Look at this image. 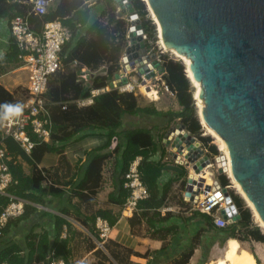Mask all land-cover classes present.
I'll list each match as a JSON object with an SVG mask.
<instances>
[{
  "label": "trees",
  "instance_id": "trees-1",
  "mask_svg": "<svg viewBox=\"0 0 264 264\" xmlns=\"http://www.w3.org/2000/svg\"><path fill=\"white\" fill-rule=\"evenodd\" d=\"M66 2L69 4V14L72 10H76L72 15H69L68 19L61 21L71 31V38L62 48L63 53L70 48L72 40L76 36L78 25H84L89 16L88 9L77 10L80 0H66ZM128 2L138 15L143 34L146 37L145 47L147 48L149 47V39H155V26L147 17L144 0H128ZM31 7V4L0 0V18H6L10 21L13 17L30 11ZM57 16V11L50 10L42 16L32 15L30 16L31 27L39 32L44 21L53 20ZM128 25L129 22L124 17L117 18L114 9L109 8L106 23L99 21L92 23L86 31V35L78 38L67 56L64 57L66 63L70 64L74 59H77L92 67H96L104 59L111 63L104 74L89 75V82H86L79 78L80 73L78 74L75 70L64 71L62 68L49 78L46 92L43 95L44 109L50 122L49 140L47 142L30 132L31 140L35 145L27 154L11 136H3L0 129V143L3 142L9 147L14 146V149L26 158L32 166L31 175L27 176L18 165L9 163V170L17 182L7 188V193L27 202L43 204L46 197L63 194L64 191L61 186L69 184L72 196L78 199V206L72 205L77 213L76 220L91 232L94 229L96 217L107 219L109 224L113 225L116 217L111 216L109 212L98 210L95 214L86 217L79 215V208L82 203H90L99 189L102 179V166L107 157L103 151L106 148L109 149L110 143L116 140L113 152L109 150L118 159L116 169L113 172L116 177L113 191L109 194V201L122 206L126 202L129 192L123 187L124 174L131 162L136 157H140L138 164L140 178L149 195L137 202V210L128 219L131 232L136 234V230L144 226L149 230L152 237L163 241L170 237L176 241L177 236L185 228L182 229L179 224L170 221L173 216L171 211H166L164 215L161 214V208L167 204L174 183L172 178L163 184L161 183L164 174L163 165L160 161L154 160L157 152L162 154L164 152L163 146L160 145L162 135L155 139L151 128H124L122 125L123 117L124 115L155 117L160 120L163 119L167 125L179 119L185 130L197 137L212 155L218 154V151L215 145L209 144L211 138L201 134V125L194 107L193 88L185 66L182 64V59H179L181 63L178 60L166 58L165 55H160L161 65L164 69L162 78L169 90L174 92L175 100L180 107L177 111H163L153 105H140L138 95L131 91H119L115 88L101 91L112 80L114 72L116 73L120 68L118 60L120 50L126 43ZM20 54L15 38L10 35L9 49L2 59L3 62L20 66L22 64L21 59H19ZM92 90H100L98 94L92 97V103L78 106L77 101L90 97ZM25 97L26 91L24 98L20 99L15 96V93L6 91L0 85V105L15 106ZM4 112L5 109L0 107V117ZM86 131L104 134L106 142L92 150L85 151L86 159L83 163L79 161L73 166L69 163V173L61 174V166L68 165L63 153V144L75 140ZM48 152H56L59 155L57 166L39 168L37 164L42 156ZM73 169L74 171H71ZM68 175L69 181H65L64 177ZM175 176L174 178L178 180L183 178L185 173L184 171L177 172ZM217 181L221 186L229 184V180L224 174L218 175ZM181 183L182 186L185 185L184 181ZM161 185L162 187H160ZM231 197L239 209L240 217L223 228L214 226L210 216L197 210L190 211L189 216L186 217L177 214L184 224L193 220H201L203 225L189 238V243L183 247L184 251L181 256L171 264H189L194 249L201 245L200 236H203L205 230L212 232V236L220 238L221 242L234 239L239 243V241L249 239L264 244V234L254 225L249 208L243 207L241 198L232 195ZM180 202L184 204L182 200ZM7 203L8 197L0 195V212ZM34 212L35 208L30 203H25L23 213L7 221L0 234V263L49 264L53 258H65L68 241L60 236L63 226L67 227L68 222L61 216H53L52 218L54 219L52 235L46 229H41L38 232L31 229L24 237V244L12 240V233L17 231L20 223L28 220ZM64 212L65 215H68V211ZM96 238L98 239L97 236ZM165 246L166 243H163L161 250L165 249ZM103 247L105 251L102 249L95 251L96 261L92 263L82 262L81 264H136L130 261V257L140 255L110 239L103 243ZM52 250H54V255L50 257ZM250 254L259 263L252 251ZM204 258L202 257V264L207 262Z\"/></svg>",
  "mask_w": 264,
  "mask_h": 264
},
{
  "label": "water",
  "instance_id": "water-1",
  "mask_svg": "<svg viewBox=\"0 0 264 264\" xmlns=\"http://www.w3.org/2000/svg\"><path fill=\"white\" fill-rule=\"evenodd\" d=\"M144 2L160 23L165 45L191 59L193 76L202 87L204 118L225 140L234 178L264 221V0ZM126 7L129 42L122 61L138 66V73L147 78L154 75V67L162 73L155 53L141 54L145 35L131 4ZM126 82L122 78L109 85L113 88ZM175 128L183 130L184 126L171 127L164 139ZM187 139L194 140L190 135ZM190 158L194 161L197 156ZM216 160L219 172L227 171L226 161L221 156ZM198 164L201 169L208 161ZM163 169L182 172L172 165Z\"/></svg>",
  "mask_w": 264,
  "mask_h": 264
},
{
  "label": "built area",
  "instance_id": "built-area-1",
  "mask_svg": "<svg viewBox=\"0 0 264 264\" xmlns=\"http://www.w3.org/2000/svg\"><path fill=\"white\" fill-rule=\"evenodd\" d=\"M10 2L17 1L27 3L29 2L32 7L30 11L13 17L9 21L8 30L10 34L15 38L16 44L20 50L19 59H21L22 65L28 70V81L25 88L26 97L23 101L18 103L22 108L19 114H8L4 112L0 117V129L5 136H11L20 147L29 154L34 147V142L31 140L30 132L35 134L39 139L43 141L49 140V118L44 109L43 95L46 92L49 78L61 69L62 62L60 52L63 45L71 38V31L68 27L64 26L58 19L44 21L41 26V31L36 34L30 23V16H42L48 12L52 0H8ZM115 13L129 22L127 4H130L128 0H114ZM125 8L122 16L119 13L122 8ZM6 24L4 18H0V24ZM150 54V53H146ZM159 63L161 61L158 59ZM126 63H124L123 69L120 67L115 73V81H120L122 78L128 79L130 69H126ZM130 66V65H129ZM154 75L147 78L144 74L138 73L140 82H136L138 89L141 92V88L146 92L148 91L147 83L150 79H161L164 71L161 73L159 70L153 68ZM80 79L89 82V75L86 71L80 72L78 75ZM111 82V81H110ZM109 82V83H110ZM166 91H169L174 98V92L170 91L163 80H161ZM134 86L127 80L126 83H121L113 88L119 91H131L134 92ZM105 88L107 90L113 89L108 84ZM103 90V89H102ZM100 90H92L91 96L77 101L78 106H85L92 103V97L98 94ZM135 93V92H134ZM136 94V93H135ZM146 95V94H145ZM148 96V95H146ZM180 122L179 119H177ZM178 125H183L178 123ZM175 126V127H176ZM184 126V125H183ZM187 135H190L194 140L193 142L187 139ZM171 136L174 137L172 144H175L177 140V149L174 153L168 148L171 145ZM169 135L162 140L164 155L163 157L154 156V160H159L164 166L172 165L181 167L184 171L187 179H184V190L181 193V200L189 205L190 211H199L210 216L214 226L223 228L239 219V209L233 203L231 197L232 184L221 186L215 174H227V171L219 172L217 165V157L221 156L225 161L226 158L222 155V152H218L216 155L209 153V150L201 141H198L195 136L189 134L185 127L183 130L175 128L173 135ZM196 143L198 145H196ZM116 140H113L109 145V150L113 152L115 148ZM171 147V146H170ZM172 148V147H171ZM114 154V153H113ZM115 155V154H114ZM196 155L197 158L191 161L192 156ZM208 161L201 169L199 164L201 161ZM140 157H136L130 164L128 170L124 174L123 187L128 190L129 194L126 202L123 204V214H133L136 211L137 202L148 197V190L143 184L140 178V172L138 164ZM183 165H180L181 162ZM196 166V168L194 167ZM227 166V162H226ZM198 170V171H196ZM206 170L210 172V182H207L205 177ZM172 176H175L177 171L167 170ZM17 180L13 178L8 164L6 162V150L3 146H0V195L8 197V203L4 209L0 212V234L1 230L6 225L7 221L11 218L21 215L24 211L25 201L19 197L10 195L7 193V188L16 183ZM191 187L190 191H187L188 187ZM226 190L229 194V199L224 192ZM188 192V195H187ZM171 210L170 207L164 206L162 212ZM223 212V213H222ZM238 217L236 220L234 218ZM203 224V222L201 221ZM95 230L98 233L97 244L101 249H104L103 243L108 239L111 226L109 222L101 217H96L94 221ZM202 237V236H201ZM54 255V250L50 252V257ZM0 264H7L5 262ZM49 264H65L62 259H51Z\"/></svg>",
  "mask_w": 264,
  "mask_h": 264
},
{
  "label": "crops",
  "instance_id": "crops-1",
  "mask_svg": "<svg viewBox=\"0 0 264 264\" xmlns=\"http://www.w3.org/2000/svg\"><path fill=\"white\" fill-rule=\"evenodd\" d=\"M109 8H112L115 11L114 0H110V1L109 0H89V1L80 0V4L77 10L88 9V14H89L88 20L84 25H81V26L78 25L76 36L72 40V44L70 48L64 53L61 50L60 52V57L62 61L61 69L63 68L64 71L72 69L78 72V74L82 71H86L88 75L105 73L107 67L111 63L107 62L104 59L101 60L96 67H92V66H89L87 64L80 62L77 59H74L72 62H70V64L66 63L64 62V57L67 56V54L69 53V50L73 47V44L75 43V41L78 38L86 35V31L88 30V28L90 27L92 23H94L95 21L106 23L107 11ZM68 9H69L68 3H67V6H65L63 10H60L59 4H57L56 2L52 0L48 11L49 10L57 11L58 16L55 19H58L59 21H63L65 19H68L69 15H72L74 10H76V9L72 10L69 14ZM115 15L117 18H120L116 13ZM4 19L6 20L7 25L4 23L0 24V63H5L3 62L2 59L3 57H5L6 53L8 52L9 37L11 35L8 30L9 20H7L6 18ZM33 31L36 34H38L41 31V27H40L39 32H36L35 30ZM127 35H128V31H127ZM123 48H121L120 50L118 65L121 63V60L123 57L122 56ZM19 70L22 71V74L20 75V77H18V79H15L12 76V73H14L15 71H19ZM28 75H29L28 70L22 64L20 66L14 65L13 70L10 72L8 77H3L0 75V85H2L6 91L10 93H15L14 90L16 87H23L24 89L26 88L27 81H28ZM114 76H115V72L113 74L112 80L114 79ZM104 90H107V88H103V90L101 91H104ZM15 96H16V93H15ZM152 98L156 100L158 96H156V98L154 97ZM2 135L5 136L3 133ZM105 142H106V137L104 134L100 135L98 133H89V131L81 133L75 140H70V141L65 142V144H63L64 145L63 153H64V156H65V159L68 165H62L60 168L61 169L60 173L64 175L69 173V163L71 164V166H73L74 164H77L79 161L83 163L86 159L85 151H89L95 147L101 146ZM0 146H3L6 150V162L8 165L9 163L13 165H18L21 171L25 175L27 176L31 175V171H32L31 164L26 160V158H24L21 154H19L14 149V146L11 145V147H9L3 142L0 143ZM103 152L107 154V157L105 158L103 162V166H102V179H101L100 187L97 190L96 194L93 197V200L90 203L80 204L79 215L88 217L92 214H95L96 211L98 210H103V211L109 212L111 216L116 217L115 223L113 225H110L111 230H110L108 239L114 242H117L139 253L140 255H137V256L132 255L130 257V261H132L133 263H136V264H171L173 261H175L181 256V253L184 251L183 247L189 243V238L193 234L196 233L197 230L195 231V228L198 229L202 227L203 224L201 223V220H193L189 223L184 224L180 220L181 217L177 216V214L179 213L182 217H186V216H189L190 210L188 209L185 211V213H180L179 211L175 209V207L177 208L179 207V204L174 205V209H173V207L170 206L169 201H168L169 199H168L167 204L165 206L170 207L171 210L169 211L173 213V216L171 217L170 221H173L179 224L180 228L182 229L185 228L184 229L185 232L182 231L181 234L177 236L176 241L171 239L170 237H167L166 240L164 241L161 239L152 237L150 235L149 230L145 228L144 226L141 227V229L143 230L142 234H133L131 232V228L128 222V219L132 216V214L131 215L128 213L123 214L122 205H118V204H115L109 201V194L113 191L114 181L116 177V175H114L113 172L116 169L118 159L116 158V155H114L112 152H109L108 148H106ZM163 155H164V152L163 154L161 152H157V156L163 157ZM47 156H48L47 153H45L42 156L41 160L37 164L39 168H51V167L57 166L59 155L56 156L55 160H52V158H47ZM156 161H159V160L156 159ZM71 171H74V169ZM206 172L208 173L207 175V180H208L209 171L207 170ZM174 177L176 176H172L171 173H169L167 170H164L161 183L163 184V182L167 181L170 178H172L174 182L179 181V180L183 181V178H184L183 177L177 180ZM64 180L69 181V175L65 176ZM61 187L64 191L63 194L57 195L55 197H46V199H44L43 204L27 202L24 200L25 203H30V205L35 208V212L33 215H31V217L28 220H25L20 223L17 231L12 233V240L20 244H24V237L31 229H33L36 232L40 231L41 229L43 230L46 229L49 231V234L52 235L53 224H54V219L52 218L53 216H61L67 220L68 226L67 227L65 225L63 226V230L61 232L60 237L66 238L68 241V244L66 246L67 254L65 255V258L63 259L60 258V259H62L65 262V264H81L82 262L92 263L96 261V257L94 254L95 251L97 249H101L99 245L97 244L98 239L96 238V236L98 237V233L95 230V227L91 232L87 227L83 226L78 220L75 219L77 213L73 209L72 205H77L78 199L77 197L72 196L71 191L69 190V184L63 185ZM160 187H162V185ZM163 208L164 206L161 208L162 215H164L165 213V212H162ZM64 211H68V215H65ZM200 238L202 237L200 236ZM227 241L228 240H226V242ZM163 243H166V246H165V249L161 250ZM258 243H261V242H258ZM258 248L259 247L254 246L253 250H248V251L249 252L252 251L254 255L256 256V258L258 260L259 259L261 260L263 258V253ZM200 249H201V246H197V248L194 249L193 255L191 256L189 260V264H193V261L196 258L197 254L199 255L198 252ZM102 250L105 251L104 249ZM200 257L201 255H199V257H197V259L195 260L196 264H199ZM221 258L222 257H218L217 259H221ZM217 259H215L214 261H216ZM214 261H211V263ZM208 262L210 261H207L206 263Z\"/></svg>",
  "mask_w": 264,
  "mask_h": 264
},
{
  "label": "rangeland",
  "instance_id": "rangeland-1",
  "mask_svg": "<svg viewBox=\"0 0 264 264\" xmlns=\"http://www.w3.org/2000/svg\"><path fill=\"white\" fill-rule=\"evenodd\" d=\"M84 1H89V0H84ZM28 4H30V3L27 2L26 5H28ZM145 5H146V3H145ZM115 6H116V4H115ZM146 11H147V17L151 20V22L155 26V39L154 40L153 39H149V41H148L149 47H147V48L144 47V49H142L140 51L141 54H146V53L152 54V53H155L157 55V59H159L160 61H161V56L160 55H165L166 58H170V59H174V60L180 61L181 58H179L176 54L172 53L169 50H166L165 48H163L161 46L160 41H159V37H158L159 35H158L157 25L154 22V20L152 19L151 12H150V10H148L147 5H146ZM124 18H125V16H124ZM129 27H130V24L128 25V28ZM128 42H129V38L126 37L125 46H127ZM145 42H146V40H145ZM125 46H124V48H125ZM124 48L122 49V53H123L122 56H124V51H125ZM181 61H183V63ZM181 61L180 62L182 64H184V60H181ZM13 66L14 65H12L11 63L10 64L9 63H0V75L3 76V77H8L10 72L13 70ZM120 67L122 69L124 67V62L122 60H121V63H120ZM129 68H130V70H128L129 74H128V79L127 80H129V82L131 84L135 85L133 91L138 95V97H139L138 101H139L140 105H153L155 108L161 109L163 111H168V110L169 111H177V110H179L180 107L178 106L174 96L171 93H169V91H166L164 89L163 85L161 84V80H163V78L158 79V80L150 79L149 82L147 83V86L151 87V91H155L157 93L158 98L156 100H154L152 98L153 96L149 95V94H151V92L146 94V92L143 90V88H141V92H140V90L138 89V87L136 85V82H134V83L132 82L133 80H135V81H137V83H139L140 80H141L140 78H138V69H139V67L138 66L137 67L136 66H134V67L129 66ZM21 74H22V71L19 70V71H15L14 73H12V76L15 79H18V77H20ZM190 84H191V87L193 88V97H194L195 88H194V86L192 85L191 82H190ZM14 91L16 93L17 98H20V99L24 98L25 91H24L23 87H16ZM145 94L148 95V96H146ZM194 107H195V110H196V115L198 117L199 123L201 125V130H202L201 134L203 136L210 137L211 140H210L209 144L210 145H212V144L215 145L216 148H217V151L218 152L221 151L222 154L225 155L223 153V151H222V148H221L219 142L215 138H213L211 135H209L207 133V131L204 129V127L202 125V122H201L199 109L196 106L195 99H194ZM178 123H180V122L175 120L172 123H170L169 125H167L166 121H164L163 119L160 120V119H157L155 117H147V116H142V115L141 116L140 115H135V116L124 115L123 120H122V125H123L124 128H132V127L151 128L152 129L151 132H152L154 138L158 139V137H160L162 135L161 136V140L164 139V136L167 133L168 129H170L171 127H175ZM171 135H173V134H171ZM171 139H172L171 145H169L168 148L172 151V153H174L176 151V149H177V143H179V142L176 140L175 144L173 145L172 142L174 140V137L171 136ZM197 140L200 141L198 138H197ZM160 145H163L162 142L160 143ZM209 153H210V151H209ZM47 154H48L47 158H52V160H55L56 156H58V154L56 152H48ZM180 162H181L180 165H183L182 161H180ZM207 175H208V173H205V177L204 178H206ZM214 175H215V179H217L218 175L215 174V173H214ZM225 176L228 178L229 183L232 184V187H233L230 194L232 196H237V197L242 199L243 207L249 208V210H250L251 219H252L254 225H256L260 229V231L264 234V228L262 227V225L259 222H257L256 217H255V213H254L253 209L251 208V206L244 199V197L239 193V191L235 188V186L232 183V179H231L230 175L227 173V174H225ZM187 178H188L187 175L184 176L183 181H184V179H187ZM183 188H184V186H182L181 180L175 181L173 183V185H172V189H171V192H170V195H169V200H168L170 206H172L173 209H174V205H176V204L178 205L179 204V207L178 208L175 207V209L177 211H179L180 213H185V211L190 208L187 203L182 204L180 202L181 193L184 190ZM198 229L195 228V231L198 230ZM142 233H143V230L141 228L136 230V234H142ZM212 234L213 233L210 232L209 230H205V232L203 233L202 238H200L201 239L200 240L201 249L199 250L198 253H199V255H201V257H200L201 260H202V257H205L204 259L206 261H210V262H208L206 264H210L211 261H214L218 257H222L223 258L225 256V251H226L225 242L226 241L221 242L220 238L213 237ZM239 243H240L241 247H243V248H245L247 250H253L254 246L259 247L258 249H260L262 251V253H263V258L261 260L260 259L258 260L259 261L258 264H264V244L258 243L256 241L249 240V239L248 240L239 241ZM203 248H205V249H203ZM204 251H206V253H204ZM202 253H203L204 256L202 255ZM199 255L197 254L196 258L193 261V264L194 263L196 264L195 260L197 259V257H199ZM200 259H199V264H202Z\"/></svg>",
  "mask_w": 264,
  "mask_h": 264
},
{
  "label": "bare ground",
  "instance_id": "bare-ground-1",
  "mask_svg": "<svg viewBox=\"0 0 264 264\" xmlns=\"http://www.w3.org/2000/svg\"><path fill=\"white\" fill-rule=\"evenodd\" d=\"M145 1L147 2V0H145ZM148 10H150L151 15H152V19L154 20V22L157 25L158 35H159L158 37H159V41H160L161 46L163 48H165L166 50H169L172 53L176 54L182 60H184V66H185L186 72L188 74V78L195 88L193 98L195 99L196 106L199 109V114L201 117L202 125H203L204 129L207 131V133L219 142V144L222 148V151L225 154V155H223V154L222 155L226 158V162H227V172L226 173H228L230 175V177L232 179V183L235 186V188L239 191V193L244 197V199L248 202V204L253 209L257 222H259L262 225V227L264 228L263 219L261 218L258 211L255 209V206L252 203V201L248 198V196L244 192L240 183L234 178V175H233L232 169H231L230 155H229L228 147L226 145L225 140L219 135V133L217 131H215L211 127V125H209L207 123V121L204 118V115H203L204 101H203V98L200 96L202 87H201V83L199 81L195 80V78L193 76V71L191 68V59L186 57L183 54L177 53L174 48H169L165 45L164 40H163V36H162L160 23H159L156 15L152 11L151 7H148ZM132 46H134V45H132ZM125 67L127 70L130 69L129 64H126ZM149 92H151V94H149V95H152L154 98H156L157 94L155 91H151V90L146 91V94H148ZM209 174H210V172H209ZM209 180H210V176H209L207 182ZM211 264H258V263H256L254 257L250 254V252L247 249L240 247L239 243L236 240L229 239L226 242L225 256L221 259H217L216 261L212 262Z\"/></svg>",
  "mask_w": 264,
  "mask_h": 264
},
{
  "label": "clouds",
  "instance_id": "clouds-1",
  "mask_svg": "<svg viewBox=\"0 0 264 264\" xmlns=\"http://www.w3.org/2000/svg\"><path fill=\"white\" fill-rule=\"evenodd\" d=\"M0 107L5 109V112L8 114H19L20 111H22V108L20 105H0Z\"/></svg>",
  "mask_w": 264,
  "mask_h": 264
},
{
  "label": "flooded vegetation",
  "instance_id": "flooded-vegetation-1",
  "mask_svg": "<svg viewBox=\"0 0 264 264\" xmlns=\"http://www.w3.org/2000/svg\"><path fill=\"white\" fill-rule=\"evenodd\" d=\"M53 1L59 4L60 10H63L65 6H67L66 0H53Z\"/></svg>",
  "mask_w": 264,
  "mask_h": 264
}]
</instances>
